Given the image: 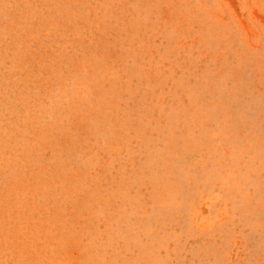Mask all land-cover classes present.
Returning a JSON list of instances; mask_svg holds the SVG:
<instances>
[{
  "label": "rangeland",
  "instance_id": "1",
  "mask_svg": "<svg viewBox=\"0 0 264 264\" xmlns=\"http://www.w3.org/2000/svg\"><path fill=\"white\" fill-rule=\"evenodd\" d=\"M0 264H264V0H0Z\"/></svg>",
  "mask_w": 264,
  "mask_h": 264
}]
</instances>
